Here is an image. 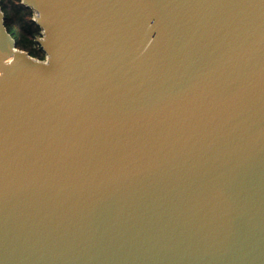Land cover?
Returning a JSON list of instances; mask_svg holds the SVG:
<instances>
[{"label": "water", "instance_id": "obj_1", "mask_svg": "<svg viewBox=\"0 0 264 264\" xmlns=\"http://www.w3.org/2000/svg\"><path fill=\"white\" fill-rule=\"evenodd\" d=\"M0 0V264H264V0Z\"/></svg>", "mask_w": 264, "mask_h": 264}, {"label": "trees", "instance_id": "obj_2", "mask_svg": "<svg viewBox=\"0 0 264 264\" xmlns=\"http://www.w3.org/2000/svg\"><path fill=\"white\" fill-rule=\"evenodd\" d=\"M1 4L3 12L5 11L6 13L7 10L11 11V16L8 15V13H6L7 15L4 14L5 25L15 37L17 44L19 43L23 46H26L32 42H35V38L39 35L40 29L32 19H24V16L29 14L30 10L24 7L21 3L7 6L2 0ZM13 19H15V22H13Z\"/></svg>", "mask_w": 264, "mask_h": 264}, {"label": "rangeland", "instance_id": "obj_3", "mask_svg": "<svg viewBox=\"0 0 264 264\" xmlns=\"http://www.w3.org/2000/svg\"><path fill=\"white\" fill-rule=\"evenodd\" d=\"M4 3L7 5V6H11L12 4H20V0H3ZM6 13H8V15L11 16V11L10 10H7ZM4 11V14L7 15ZM24 19L25 20H30L32 19V12L29 11V14L25 15L24 16ZM12 22V21H10ZM13 22H15V19H13ZM17 26V25H16ZM17 48L21 49V50H24L26 52H28L31 56L35 57V58H38V59H44V54L41 50V48L36 44V42H32L31 44H28L26 46H23L21 44H17Z\"/></svg>", "mask_w": 264, "mask_h": 264}]
</instances>
